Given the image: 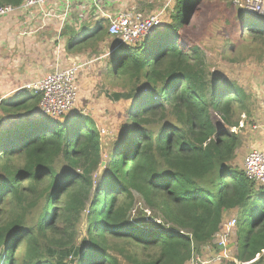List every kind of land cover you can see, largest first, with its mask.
<instances>
[{
  "label": "trees",
  "instance_id": "1",
  "mask_svg": "<svg viewBox=\"0 0 264 264\" xmlns=\"http://www.w3.org/2000/svg\"><path fill=\"white\" fill-rule=\"evenodd\" d=\"M199 1L176 0L162 29L111 51L127 85L110 98L129 101L111 141L91 116L39 114L38 94L0 101V264H185L220 250L230 209L236 253L210 264H262L264 185L237 164L230 131L248 97L207 80L190 30ZM240 15L237 31L264 42V25Z\"/></svg>",
  "mask_w": 264,
  "mask_h": 264
},
{
  "label": "crops",
  "instance_id": "2",
  "mask_svg": "<svg viewBox=\"0 0 264 264\" xmlns=\"http://www.w3.org/2000/svg\"><path fill=\"white\" fill-rule=\"evenodd\" d=\"M165 3L166 0H51L1 17L0 101L35 95L22 86L74 62H85L91 55L99 63L88 72L80 70L76 80V101L90 99L92 75L105 74L103 70L111 67L110 53L116 40L107 31L108 15L115 17L126 11L148 15ZM261 74L252 95L255 100L248 102V113H244L247 121L241 141L247 151L264 153V73ZM0 114L1 121L9 116L4 110ZM235 216L236 210L230 209L223 212L222 219Z\"/></svg>",
  "mask_w": 264,
  "mask_h": 264
},
{
  "label": "rangeland",
  "instance_id": "3",
  "mask_svg": "<svg viewBox=\"0 0 264 264\" xmlns=\"http://www.w3.org/2000/svg\"><path fill=\"white\" fill-rule=\"evenodd\" d=\"M173 4L162 16V24L156 30L162 29L165 22L168 21L170 12L173 10ZM244 12L245 11L236 7L233 0H200L197 4V11L192 16L190 30L192 37L200 46L201 54L199 58L202 60L203 68L207 74V80L228 79L233 83H237L245 90L248 102L250 101L252 103V101L255 100V86L260 82L261 73H264V42L258 43L259 41H255L256 38H252L253 33L248 32L244 28H241L244 30L243 32L237 31L236 26L239 22L237 19L238 16H241L240 14L247 16L246 18L244 17V19L249 22L256 21L263 25L264 16L252 15L246 12L245 14ZM85 62V66L89 65L90 68L84 66L82 69L88 72L99 63V60L96 61L94 56L92 58V56L89 55ZM84 70H82V72ZM103 72L106 73H101L102 75L100 73L92 75L94 78L91 80V92H89L91 98L84 99L80 103L76 101L74 108L70 110L67 115L69 116L72 113L78 112L86 116H91L97 124L100 136L103 135L101 137L102 142H108L113 138L111 135L118 132L127 118L126 111L128 110L129 101L124 99L113 101L110 98L111 94L114 92L126 91L127 77L121 74H114L110 66H108L107 71L103 70ZM253 94L254 96L252 97ZM9 100L16 101L17 97L4 101L3 107H8L7 103ZM246 118L247 117L243 113L240 120L242 127H237L236 132L230 130L240 138L244 135L243 129L244 126H246ZM1 120L2 116L0 114V124H2ZM248 123L250 124L249 120ZM106 130H108L107 134L111 137L107 138L104 136ZM244 142L243 140V143ZM246 151L247 147L244 144L237 149V152L242 154L243 157H245L250 150ZM243 160L244 158L238 159L237 164L243 167ZM134 195L135 207L133 211L135 212L137 208L143 207V203L137 193ZM132 212L131 215L134 214ZM148 214L149 213L146 212L147 218L150 215ZM228 220L230 219H227V217L224 218V222ZM155 222L159 221L156 220ZM231 229L232 228H228L227 230L229 233H227V236L222 237L224 244L218 245L220 246L219 249L221 252L220 250L217 251L207 248L204 256L193 255L185 264H191L192 261L197 262L198 259L203 261L207 259L208 264H210L208 259H211L212 262L231 259L236 252V238L235 235L231 233ZM258 257L263 258L262 264H264V250L259 253ZM235 262L239 264L237 261Z\"/></svg>",
  "mask_w": 264,
  "mask_h": 264
},
{
  "label": "built area",
  "instance_id": "4",
  "mask_svg": "<svg viewBox=\"0 0 264 264\" xmlns=\"http://www.w3.org/2000/svg\"><path fill=\"white\" fill-rule=\"evenodd\" d=\"M48 1L51 0H22L18 5H0V18L18 9L40 6ZM174 1L166 0L162 8L148 15L129 11L122 12L115 17L108 15L107 31L116 40L112 49L120 46H134L152 35L161 26L166 8L172 6ZM233 3L246 13L264 16V0H233ZM85 64L86 62H74L22 86L40 96L39 114L61 117L74 108L78 97L77 75ZM237 127H242V123L239 122L238 126L231 127L230 130L236 132ZM243 167L247 179L264 184V153L262 151L251 149L244 157ZM235 220L231 218L225 222L226 229H233V231L231 229L233 235H235ZM216 243L217 245L224 244L222 237L217 236ZM208 261L212 262L211 259ZM191 264H208V262L207 259L204 261L198 259L197 262L192 261Z\"/></svg>",
  "mask_w": 264,
  "mask_h": 264
},
{
  "label": "water",
  "instance_id": "5",
  "mask_svg": "<svg viewBox=\"0 0 264 264\" xmlns=\"http://www.w3.org/2000/svg\"><path fill=\"white\" fill-rule=\"evenodd\" d=\"M37 112H38V108H37Z\"/></svg>",
  "mask_w": 264,
  "mask_h": 264
}]
</instances>
